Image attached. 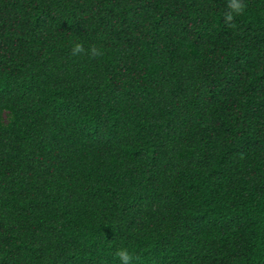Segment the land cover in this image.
I'll list each match as a JSON object with an SVG mask.
<instances>
[{"label":"trees","instance_id":"obj_1","mask_svg":"<svg viewBox=\"0 0 264 264\" xmlns=\"http://www.w3.org/2000/svg\"><path fill=\"white\" fill-rule=\"evenodd\" d=\"M245 2L233 28L227 0H0V264H264Z\"/></svg>","mask_w":264,"mask_h":264},{"label":"clouds","instance_id":"obj_2","mask_svg":"<svg viewBox=\"0 0 264 264\" xmlns=\"http://www.w3.org/2000/svg\"><path fill=\"white\" fill-rule=\"evenodd\" d=\"M245 11V0H227V10L224 13V20L226 24L235 28V18L243 15ZM71 54L74 57L87 55L90 59H97L103 57L105 55V52L103 48L96 45H91L86 48L85 42H75L73 43ZM115 255L119 261V264H136V258L128 247H120L119 249H117Z\"/></svg>","mask_w":264,"mask_h":264}]
</instances>
